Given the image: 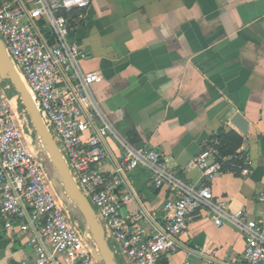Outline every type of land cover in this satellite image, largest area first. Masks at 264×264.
I'll return each instance as SVG.
<instances>
[{
    "label": "crops",
    "instance_id": "crops-1",
    "mask_svg": "<svg viewBox=\"0 0 264 264\" xmlns=\"http://www.w3.org/2000/svg\"><path fill=\"white\" fill-rule=\"evenodd\" d=\"M68 25L69 42L87 54L82 71L103 78L94 94L117 136L104 140V171L112 173L123 140L160 152L174 177L198 188L206 182L193 161L213 145L224 168L209 184L214 199L264 223V0H93L71 12ZM127 177L124 210L151 233L147 215L165 222L169 190L155 189L142 167ZM179 245L158 264H240L244 250L243 236L215 226L203 208L191 214ZM34 260L23 238L0 236V264Z\"/></svg>",
    "mask_w": 264,
    "mask_h": 264
},
{
    "label": "built area",
    "instance_id": "built-area-1",
    "mask_svg": "<svg viewBox=\"0 0 264 264\" xmlns=\"http://www.w3.org/2000/svg\"><path fill=\"white\" fill-rule=\"evenodd\" d=\"M92 2L0 0V39L73 182L94 210L106 241H112L116 258L122 256L127 264H158L162 255L180 250L179 239L191 214L203 208L215 226H232L243 236L240 264H264V223L249 219L243 210L229 211L226 202L212 195L209 184L224 172L216 146L206 147L193 161L206 182L198 188L174 177L169 160L160 152L135 150L123 140L112 173L104 171L108 158L104 140L117 136L94 94V86L103 78L82 71L80 62L87 54L68 40L69 14L87 9ZM43 22L50 29L47 35L41 31ZM9 89L0 79V236L8 235L11 241L23 238L35 255L34 264H98L87 246L89 236L48 180L31 141L26 112L11 107ZM137 167L150 173L155 189L166 187L170 194L163 207L164 223L147 215L151 233L139 226L138 214L124 210L131 196L120 189L131 185L127 174ZM260 201L264 202L262 194ZM186 264L215 263L207 259Z\"/></svg>",
    "mask_w": 264,
    "mask_h": 264
},
{
    "label": "water",
    "instance_id": "water-1",
    "mask_svg": "<svg viewBox=\"0 0 264 264\" xmlns=\"http://www.w3.org/2000/svg\"><path fill=\"white\" fill-rule=\"evenodd\" d=\"M0 79L10 85L26 112L34 136V148L57 197L69 215L76 219L89 239L87 246L98 264H119L103 227L87 199L73 182L59 149L44 125L42 118L21 78L15 71L0 39Z\"/></svg>",
    "mask_w": 264,
    "mask_h": 264
},
{
    "label": "rangeland",
    "instance_id": "rangeland-1",
    "mask_svg": "<svg viewBox=\"0 0 264 264\" xmlns=\"http://www.w3.org/2000/svg\"><path fill=\"white\" fill-rule=\"evenodd\" d=\"M41 27V31L45 34V35H47L48 33H50V29H49V26H48V24L46 23V22H43V25L42 26H40ZM4 83H6V82H4ZM11 94L12 95V89L10 88L8 91H7V94ZM12 97H15V96H12ZM17 110H21L20 108H21V105H20V103H19V100H18V98H17ZM32 139L34 140V136L32 137ZM74 219V218H73ZM76 220V219H75ZM109 245L110 246H112V241L110 240L109 242ZM117 261H118V263L119 264H123L122 263V260H121V258L118 256L117 258Z\"/></svg>",
    "mask_w": 264,
    "mask_h": 264
},
{
    "label": "trees",
    "instance_id": "trees-1",
    "mask_svg": "<svg viewBox=\"0 0 264 264\" xmlns=\"http://www.w3.org/2000/svg\"><path fill=\"white\" fill-rule=\"evenodd\" d=\"M7 85L10 86L8 83H7ZM10 88H11V87H10ZM12 92H13V91H12ZM9 95H10V97H11V96H15V97H16V94H14V92L12 93V95H11V94H9ZM20 109L22 110L23 108L21 107Z\"/></svg>",
    "mask_w": 264,
    "mask_h": 264
}]
</instances>
